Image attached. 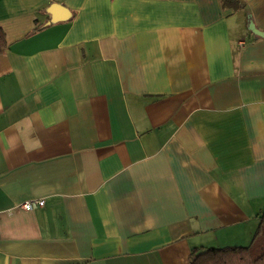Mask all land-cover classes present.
Wrapping results in <instances>:
<instances>
[{"label": "crops", "instance_id": "obj_1", "mask_svg": "<svg viewBox=\"0 0 264 264\" xmlns=\"http://www.w3.org/2000/svg\"><path fill=\"white\" fill-rule=\"evenodd\" d=\"M241 2L0 0V264H191L251 243L264 0Z\"/></svg>", "mask_w": 264, "mask_h": 264}, {"label": "trees", "instance_id": "obj_2", "mask_svg": "<svg viewBox=\"0 0 264 264\" xmlns=\"http://www.w3.org/2000/svg\"><path fill=\"white\" fill-rule=\"evenodd\" d=\"M221 4L225 8L244 7L241 0H221ZM8 49L9 43L0 25V54ZM189 261L191 264H264V211L259 215V224L249 245L193 248Z\"/></svg>", "mask_w": 264, "mask_h": 264}, {"label": "water", "instance_id": "obj_3", "mask_svg": "<svg viewBox=\"0 0 264 264\" xmlns=\"http://www.w3.org/2000/svg\"><path fill=\"white\" fill-rule=\"evenodd\" d=\"M52 19H65L70 15L67 8H65L61 4H55L53 8L50 10ZM248 28L253 31V33L257 35H263L264 33L260 31L252 20H249Z\"/></svg>", "mask_w": 264, "mask_h": 264}, {"label": "built area", "instance_id": "obj_4", "mask_svg": "<svg viewBox=\"0 0 264 264\" xmlns=\"http://www.w3.org/2000/svg\"><path fill=\"white\" fill-rule=\"evenodd\" d=\"M45 204V200L43 198H34L30 200H26L22 202L21 206L28 211L34 210L38 207H42Z\"/></svg>", "mask_w": 264, "mask_h": 264}]
</instances>
